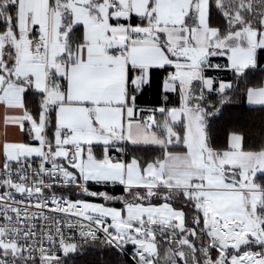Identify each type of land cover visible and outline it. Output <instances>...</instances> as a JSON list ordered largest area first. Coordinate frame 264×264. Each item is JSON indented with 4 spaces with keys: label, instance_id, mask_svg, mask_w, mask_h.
<instances>
[{
    "label": "snow or ice",
    "instance_id": "snow-or-ice-1",
    "mask_svg": "<svg viewBox=\"0 0 264 264\" xmlns=\"http://www.w3.org/2000/svg\"><path fill=\"white\" fill-rule=\"evenodd\" d=\"M262 63L264 0H0V264H264Z\"/></svg>",
    "mask_w": 264,
    "mask_h": 264
},
{
    "label": "trees",
    "instance_id": "trees-1",
    "mask_svg": "<svg viewBox=\"0 0 264 264\" xmlns=\"http://www.w3.org/2000/svg\"><path fill=\"white\" fill-rule=\"evenodd\" d=\"M263 66L264 63L260 65V68ZM228 78H231V73H229ZM262 83H264V72L258 69L253 70L249 76L248 86ZM244 86L243 83L240 85L241 90L238 93H229L234 99L224 106L223 115L217 121V125L221 129H225L233 126H252L254 124L253 131L258 135L260 120L261 117H264V109L261 107H248L246 105V98L243 92ZM156 91L155 85L146 87L140 100L142 106H152L155 104L157 99ZM220 135L223 138V130L220 132ZM109 259L111 258L105 255V250L93 246L87 248L83 253L73 254L69 260V264H107Z\"/></svg>",
    "mask_w": 264,
    "mask_h": 264
},
{
    "label": "crops",
    "instance_id": "crops-1",
    "mask_svg": "<svg viewBox=\"0 0 264 264\" xmlns=\"http://www.w3.org/2000/svg\"><path fill=\"white\" fill-rule=\"evenodd\" d=\"M259 71H261V72H264V66L262 67V68H260V69H258ZM223 75V74H222ZM229 77V73L227 74V78ZM246 105L248 106V107H260V106H254V105H249L248 103H247V100H246Z\"/></svg>",
    "mask_w": 264,
    "mask_h": 264
}]
</instances>
